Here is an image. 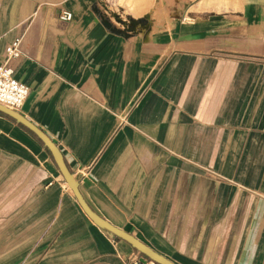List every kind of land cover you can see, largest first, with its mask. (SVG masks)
I'll return each mask as SVG.
<instances>
[{"label": "crops", "instance_id": "1", "mask_svg": "<svg viewBox=\"0 0 264 264\" xmlns=\"http://www.w3.org/2000/svg\"><path fill=\"white\" fill-rule=\"evenodd\" d=\"M218 4L0 0V63L21 37L19 112L95 212L176 264H264V0ZM112 12L149 16L133 31ZM0 207L59 225L41 264H159L94 223L50 150L1 111Z\"/></svg>", "mask_w": 264, "mask_h": 264}, {"label": "rangeland", "instance_id": "2", "mask_svg": "<svg viewBox=\"0 0 264 264\" xmlns=\"http://www.w3.org/2000/svg\"><path fill=\"white\" fill-rule=\"evenodd\" d=\"M198 1L193 0L194 3ZM229 1L230 5L231 2H241V0H218V5L223 8L227 7ZM260 47L261 53L264 55V42L260 43ZM235 58H240V56ZM38 210L33 209V214ZM23 215H30V209L25 211L19 207H0V264H41L43 255H40L42 253L40 251L44 249L47 243L44 238L49 239V245L47 246L50 248L56 244L59 245L58 233H55V229L59 225L18 222ZM35 219L40 220V218ZM46 230H48V233L45 235Z\"/></svg>", "mask_w": 264, "mask_h": 264}, {"label": "water", "instance_id": "3", "mask_svg": "<svg viewBox=\"0 0 264 264\" xmlns=\"http://www.w3.org/2000/svg\"><path fill=\"white\" fill-rule=\"evenodd\" d=\"M148 16L149 15H147L143 20L136 22L134 20H131L130 18L123 19L118 12L111 13V17H113L116 20V22L122 24L124 27H127V29L133 31L136 29L137 24L138 23L143 24V22L148 19ZM0 111L13 118L18 123L22 124L24 127H26L50 150L66 182L68 183L76 199L78 200V203L94 223L110 231L117 237L127 241L134 248H136L138 251H140L141 253H143L153 261L159 264H176L166 256L160 254L152 247H150L149 245H147L146 243H144L143 241L132 235L131 233L125 231L124 229L112 224L107 219L103 218L88 205V203L86 202V200L84 199V197L80 192L79 182L74 178L73 173L70 171L60 148L40 127H38L35 123H33L31 120H29L19 111L9 108L1 103H0Z\"/></svg>", "mask_w": 264, "mask_h": 264}, {"label": "built area", "instance_id": "4", "mask_svg": "<svg viewBox=\"0 0 264 264\" xmlns=\"http://www.w3.org/2000/svg\"><path fill=\"white\" fill-rule=\"evenodd\" d=\"M62 20H71L72 13L64 11ZM22 55V39L14 38L5 48L3 61L0 63V103L20 111L30 95V86L15 75L13 60Z\"/></svg>", "mask_w": 264, "mask_h": 264}]
</instances>
